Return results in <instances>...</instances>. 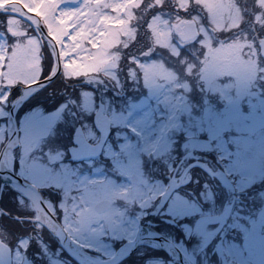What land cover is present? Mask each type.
I'll return each mask as SVG.
<instances>
[{
    "label": "rangeland",
    "instance_id": "1",
    "mask_svg": "<svg viewBox=\"0 0 264 264\" xmlns=\"http://www.w3.org/2000/svg\"><path fill=\"white\" fill-rule=\"evenodd\" d=\"M17 1L42 18L58 44L61 74L46 86L60 75L64 81L77 80L73 87L83 81L101 93L110 83L122 95L123 52L130 44L134 49L125 87L140 91L119 96L117 102L102 96L104 112L116 129L115 146L109 141L97 161L71 164L64 158L66 148L55 139L61 123L70 126L74 118L84 120L95 111V90L80 92L77 112L65 103L47 111L43 105H31L34 96L17 115L10 168L38 187L61 193L55 208L74 241L92 256H111L116 241L133 237L145 216L154 217L167 186L162 177L153 178L157 168L168 175L174 172L177 181L185 183L191 179L192 163L206 162L207 155L214 154L220 167L212 170L222 168L231 180L228 199L214 202L210 189L202 194L209 201L205 208L177 187L159 212L181 219L184 236L169 222L167 227L161 224L163 233L191 264H264V58L257 45L264 36V0ZM192 4L198 5L196 13L190 10ZM14 11L20 10L11 5L0 9V147L9 128L8 93L15 90L14 99L21 86L48 76L55 66L48 41ZM183 13L197 28L195 37L184 43L176 26ZM87 126L83 124L86 136L94 137ZM13 187L16 191L8 195L12 203L4 197L2 210L33 215V201ZM101 197L109 198L110 205L97 213L93 203ZM251 198L260 209L244 203ZM128 208L134 213L129 215ZM14 223L6 222L13 235ZM207 246L213 252L220 246L222 260L211 262ZM58 250L46 251L43 264H70ZM34 256L33 251H17L12 261L39 264ZM148 263L173 264L162 257L148 258Z\"/></svg>",
    "mask_w": 264,
    "mask_h": 264
},
{
    "label": "water",
    "instance_id": "2",
    "mask_svg": "<svg viewBox=\"0 0 264 264\" xmlns=\"http://www.w3.org/2000/svg\"><path fill=\"white\" fill-rule=\"evenodd\" d=\"M5 5H11L18 8L20 11L16 12L17 15L27 19L29 23L35 26L42 36L48 41L52 48L55 58V66L50 71L49 75L38 79L36 81L30 82L26 85L20 87V92L18 96L11 100L9 97L8 101V113L7 122L9 124L6 140L4 141L0 149V186L4 182L13 183L18 190H21L26 196H28L31 201H33L36 212L45 216L40 221L49 228L52 233L58 238L61 247L65 250L73 260L78 264H117L125 256L130 254L141 242H151L155 245L161 247L170 257L174 264H191L183 252L175 245V243L170 240L167 236L163 235L157 230L151 229L149 227H144L140 225L135 237L131 240L126 241L121 245L118 250L111 257L107 259H90L85 252H83L76 244H74L69 238L68 234L58 222V220L49 212L46 208L40 194L39 190L33 184L25 181L23 178L16 175L11 168L5 167L2 163V158L4 156L5 149L10 146L14 147L17 143L18 128L16 121V110L18 105L22 100L29 96L37 88L45 86L49 83L61 70V63L59 57V50L55 39L48 33L42 19L36 13L26 9L19 1L9 0L3 4H0V9H3ZM5 10V9H4ZM196 27L192 21H184L181 29L178 31V36L181 40H187L193 38L196 35ZM260 51L264 56V36L259 39ZM10 96V95H9ZM93 124L97 131L99 132V138L97 142L91 143L85 137L84 131L80 124H77L73 131V142L74 145L68 147L69 157L72 160H79L85 157L96 156L102 149L103 143L109 133L110 121L108 116L104 113V104L101 100H98L96 110L92 117ZM192 166H197L205 171L207 174L215 176L217 180L228 187L231 182L226 176V174L221 171H211L209 166L203 161H194ZM132 178L136 180V176L133 174ZM182 183L177 181L174 175L168 179V185L164 191L160 194L158 204L162 206L173 193V191ZM109 205V199L103 198L95 204V209L98 212L105 210ZM169 222H173L172 219H167ZM146 229L149 231L148 234H143L142 231ZM217 251L220 255H223L220 246L217 247ZM0 264H11L10 259V249L8 245L0 241Z\"/></svg>",
    "mask_w": 264,
    "mask_h": 264
},
{
    "label": "trees",
    "instance_id": "3",
    "mask_svg": "<svg viewBox=\"0 0 264 264\" xmlns=\"http://www.w3.org/2000/svg\"><path fill=\"white\" fill-rule=\"evenodd\" d=\"M196 9H197L196 6H192L190 10H191V12H195ZM185 15H188V14L184 13V16ZM129 48H131V49H129ZM133 53H134L133 45L130 44L123 52V54H124L123 55V61L121 62L122 63L121 64L122 72L123 71L127 72V70H129L131 62L128 63V61H129L128 58H129V55H131ZM164 54L166 56L165 51H162L163 56H164ZM123 75H124L123 84L124 83L127 84V82H128L127 80H129V76L127 73H125ZM70 79H67L64 81L59 76V78L57 80L55 79L54 84L52 83V84L46 86L45 88L37 90L32 95V97L36 96V98L31 105H34V104L40 105V106L43 105V107H45L46 109H48V108L51 109V107L52 108L57 107L62 101L65 100L66 97H70L71 101L73 103H69V106L71 107L72 110L76 109L75 111H77L78 107H75V102H76V106H77L79 99H80V91H81L82 87L81 86L73 87L74 85H77V83H76L77 80H74V79H71V81L69 82L70 84H68V81ZM78 84L80 85V82H78ZM64 87H66V90L62 91L61 88H64ZM70 87H72V88H70ZM122 87H123V94L122 95L116 93L112 89L105 88L104 93H100V95L96 94V98H97V96L101 97L103 95H107V96H110L114 102H117V99L119 98V96H124V95H127L128 93H131L130 92V90H131L130 86L127 85V90L124 88L123 85H122ZM49 88H51V89H49ZM26 106H27V104L25 106L22 105L21 108L18 109V112H19V110H23V108ZM90 117H91V113L89 114L88 118H90ZM78 121L83 124L84 120L74 118L72 124L73 123L75 124ZM89 121H90V119H89ZM60 128H62V129L57 131L55 139H57L58 145L63 144L65 147L66 143L70 141L71 126L69 127V123H65V124L62 123V125L60 124ZM202 153H204V155H206V152H202ZM177 160H178V158H177ZM206 162L213 168H217L220 166L219 163L216 161L214 154L207 155ZM159 170L160 169L157 168V170H155L152 175L163 177L165 179L167 177V172L166 171L160 172ZM190 171L192 173L191 179H189V181L183 183V186L180 188V190H182L185 195H188V197H191V198L194 195V197L196 198L195 200H197V201L199 200L201 203L199 201L198 202L200 204H203L205 206V208L207 206H209V201L207 198L202 199V194H205L210 189H211L210 191H212L214 194L213 199H212V200H214V202L221 204L224 199H228L227 197L229 195H228L227 189L222 187L220 184H218L214 178H211L205 172H203L201 169H199L197 167H191ZM196 177L198 179L197 181H195ZM205 182H208L210 184V186L207 187ZM215 184H217V185H215ZM215 186H217V187H215ZM255 186L256 185L253 184V189H255L257 187V186L255 187ZM186 188L190 189L192 193L187 192ZM215 188L219 189V190L216 191ZM207 195L208 194H206V196ZM244 203L246 205L249 204V205L256 207V208H257V206L259 208V204H260L257 199L254 200L253 198H251L249 202L246 199ZM200 207H202V205ZM146 219H151L152 222L155 221L159 225L164 224L166 227L169 226L168 223L163 222L159 217H147ZM184 219H185V217H184ZM180 221H181V219H178L176 221V224L172 225V227L174 229L176 228L175 230L178 233V235H181V237H183L184 236V229H182L183 226L180 225L181 224ZM157 224H153V226L155 228H157L158 227ZM162 228L163 227L161 225V230H162ZM206 251H207V256L210 255L209 260L211 262H215V263L219 262L218 258L213 253V251H211L209 248H207ZM159 254H163L161 249L154 247V246H151L149 244H142L139 246V248L132 255H130L128 258H126L123 261V263L126 262V264H145V262L148 258L158 257ZM148 264H151V263H148Z\"/></svg>",
    "mask_w": 264,
    "mask_h": 264
},
{
    "label": "flooded vegetation",
    "instance_id": "4",
    "mask_svg": "<svg viewBox=\"0 0 264 264\" xmlns=\"http://www.w3.org/2000/svg\"><path fill=\"white\" fill-rule=\"evenodd\" d=\"M90 114V113H89ZM88 115H85L84 117V121L83 124H87L90 128H92V130L94 131V137L90 138L88 136L87 139L91 142V143H95L99 137V133L98 131H96V129L94 128L93 124L91 125V122L89 121ZM81 118V117H80ZM87 126V127H88ZM116 131V129L113 127H111L110 124V132L109 135L103 145V148L101 150V152L97 155V157H93V158H82V162L84 163H90V162H94L96 160V158L100 159V156H102V152L106 146V144L111 141L112 145L115 146V141H114V132ZM86 135V134H85ZM70 141L71 140V135H70ZM72 144V143H70ZM70 144H66V151H67V147ZM4 189L2 190V192L0 193V205H1V200L6 197L8 199V203H12V198L10 199V197H8V195H11V193H14L15 188L13 187L12 183L9 182H4L3 184ZM39 190H40V194L44 199V202L46 203V206L49 208L50 204H51V209L49 208V210L51 211L52 215L54 217H56L60 222H61V216H59V214L56 211L55 208V204L53 203L54 208L52 207V203L55 201H58V199L61 197V193L59 191H53L52 189H50L48 186H36ZM55 192L58 193L59 197L56 199V196L54 195ZM103 197H101L100 199H102ZM107 198V197H106ZM100 199H98L97 201H95L93 203V208H94V204H96ZM49 204V206L47 205ZM34 208V207H33ZM60 210V209H59ZM95 210V208H94ZM106 211V210H105ZM97 212V211H96ZM104 212V211H102ZM102 212H97V213H102ZM127 213L130 215V213H134V211L130 208L127 209ZM155 213V212H154ZM45 216H42L41 214L37 213L35 211L34 208V214H29V212L25 213H13L12 211H8V210H2V206H0V220L4 222V225L2 224L3 229L8 233V235L4 234L3 236V240L5 243H7L10 248L12 253L15 255V253L21 252V251H33V254L35 255V262H39V264H43L44 262V253H46V251H54L55 249H60V246L58 244V240L57 238L54 236V234L51 233V230L49 228H47V226H45L40 220L43 219ZM154 217H164L162 215H154ZM6 219V220H5ZM8 220H15V223L13 226H11L16 234L13 235L10 231H9V226L6 225V222ZM68 232V231H67ZM69 234V232H68ZM136 234V232H135ZM134 234V236H135ZM70 235V234H69ZM73 236V235H72ZM70 235V237L75 240L73 237ZM133 236V237H134ZM16 237V239L14 238ZM129 239H120L118 241H116L114 244L115 245V251L117 250V248L120 246V244L126 242ZM28 240V244L31 243V241L33 242V247H31L30 245H24L22 246V242L23 241H27ZM18 241V242H17ZM21 250V251H20ZM60 251V250H58ZM37 254V255H36ZM39 255L42 256V258H40ZM40 259V260H39ZM68 260V259H67ZM69 261V260H68Z\"/></svg>",
    "mask_w": 264,
    "mask_h": 264
},
{
    "label": "bare ground",
    "instance_id": "5",
    "mask_svg": "<svg viewBox=\"0 0 264 264\" xmlns=\"http://www.w3.org/2000/svg\"><path fill=\"white\" fill-rule=\"evenodd\" d=\"M11 148H10V146H8L6 149H5V152H4V156H3V158H2V163L4 164V166L5 167H11ZM142 233L143 234H148L149 233V231L148 230H146V229H144L143 231H142ZM91 259H93V260H96L95 258H91Z\"/></svg>",
    "mask_w": 264,
    "mask_h": 264
}]
</instances>
